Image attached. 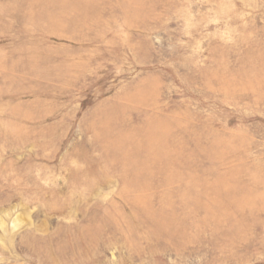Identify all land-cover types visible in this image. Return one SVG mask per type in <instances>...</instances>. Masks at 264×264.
Returning <instances> with one entry per match:
<instances>
[{
	"label": "rangeland",
	"instance_id": "374dc122",
	"mask_svg": "<svg viewBox=\"0 0 264 264\" xmlns=\"http://www.w3.org/2000/svg\"><path fill=\"white\" fill-rule=\"evenodd\" d=\"M0 264H264V0H0Z\"/></svg>",
	"mask_w": 264,
	"mask_h": 264
}]
</instances>
